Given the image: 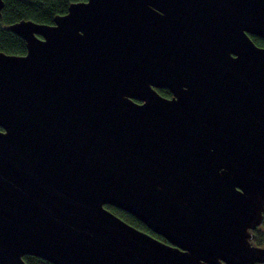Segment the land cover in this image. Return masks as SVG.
<instances>
[{"label":"water","instance_id":"1","mask_svg":"<svg viewBox=\"0 0 264 264\" xmlns=\"http://www.w3.org/2000/svg\"><path fill=\"white\" fill-rule=\"evenodd\" d=\"M155 4L185 22L169 67L154 54ZM7 29L27 53L0 52V264H28L27 255L52 264L264 263V247L251 241L264 212V47L251 38L264 40V0H86L54 24ZM178 70L196 86L213 74L216 92L203 100L174 90L178 99L166 100L149 87L155 77L178 85ZM207 109L229 112L228 140L203 139L222 134H204Z\"/></svg>","mask_w":264,"mask_h":264},{"label":"flooded vegetation","instance_id":"2","mask_svg":"<svg viewBox=\"0 0 264 264\" xmlns=\"http://www.w3.org/2000/svg\"><path fill=\"white\" fill-rule=\"evenodd\" d=\"M149 7H150L151 13H152L150 20L152 22V35H153V41L155 44V52H154L155 58H158L159 62H161L164 66L169 67L166 63V60L169 59V55L176 56L178 54V52L181 51L180 44H179V36H181L180 33L183 32V29L185 27L183 15L182 14L179 15L176 11L173 12L172 10H174V8H172V10H170L168 7L163 6V5H159V4L150 5ZM175 8H177V7H175ZM181 10H183V9H181ZM139 23L142 24V22H139ZM137 24H138V22H137ZM147 30H148V32H150V28H148ZM251 38L253 40L252 35H251ZM154 44H153V46H154ZM160 68H162V67H160ZM160 68L157 66V64L154 63V71H155L156 75L159 73L165 74L164 76L169 75V73L161 70ZM186 68H188V66H186ZM178 73L180 75V78H178V81H177L178 85H175L174 87H172L173 81H171L167 77H155V78L151 79V81L149 82V87L153 91L158 93V95L160 97H162L163 99H166V100L178 99V96L175 94L174 90H176L178 92L183 91L185 94H188L190 92H197L198 93V99L200 97L203 100H205V92H214V93L216 92L214 90V88L217 85L214 86V85L210 84L214 80L213 74L212 75L211 74L205 75L206 74L205 73V74L201 75V77L198 78V80L201 81V84L199 82L200 85L196 86V85H193L191 83L192 82L191 78L185 79L180 70H178ZM142 82H143V80L141 79L138 83L141 84ZM184 97H185V95H184ZM217 100L218 99L214 100L213 102L212 101L208 102V101L191 100V101L187 102V108H202V107L207 108L208 106H211V105L218 106L217 103H219V102H217ZM136 102L139 104H142L145 101L136 99ZM183 105H184V102H183ZM226 107H227V105H226ZM225 111L226 112H224V114L223 113L218 114V112L213 111V110H208V109L205 111H201V113L210 116L208 118H205V120H204V125H205L204 134H209L213 130L217 129L216 132H221L222 133L221 135H223V136H221V135L215 136L214 135V137H205L203 139H208V140H210V139H227L228 140L227 137L232 132L233 129H232V123L230 122L229 117H228L229 112L227 110H225ZM187 112L188 111H186V113ZM216 115H217V117H216ZM218 117H224L223 118L224 123L222 125H219L217 123L216 120L218 119ZM200 126H202V124H200ZM214 144H216V143H214ZM223 169H225V168H223ZM130 215H132V214H130ZM140 222L145 227V229H142V231L152 235L153 237L157 238L158 240H160L166 244H169V245L171 244V242L168 241L164 236H162V235L154 232L153 230H151L142 221H140ZM252 233H253V237L251 240L252 244L256 245L258 247H264V212H263L262 224L258 225L252 231ZM220 264H226V263L223 262ZM255 264H264V263H255Z\"/></svg>","mask_w":264,"mask_h":264},{"label":"trees","instance_id":"3","mask_svg":"<svg viewBox=\"0 0 264 264\" xmlns=\"http://www.w3.org/2000/svg\"><path fill=\"white\" fill-rule=\"evenodd\" d=\"M79 1L86 0H4L5 6L0 17V52L14 55L27 53L25 40L8 30L9 25L23 20H31L40 24H54L57 16L66 14L71 4ZM252 37L257 45L264 47V40L257 36ZM107 208L134 227L145 229L143 224L129 213L109 205ZM24 260L28 264H52L45 259L31 255L25 256Z\"/></svg>","mask_w":264,"mask_h":264}]
</instances>
